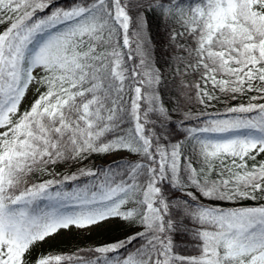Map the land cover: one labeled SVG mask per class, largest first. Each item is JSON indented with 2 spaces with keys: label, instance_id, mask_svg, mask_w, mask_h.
Masks as SVG:
<instances>
[{
  "label": "snow or ice",
  "instance_id": "1",
  "mask_svg": "<svg viewBox=\"0 0 264 264\" xmlns=\"http://www.w3.org/2000/svg\"><path fill=\"white\" fill-rule=\"evenodd\" d=\"M149 15L179 26L168 31L171 80ZM162 90L175 93L174 108ZM221 96L248 103L182 112ZM261 100L264 0H0V264H264V203H241L264 199ZM170 112L183 115L174 143ZM94 154L116 158L52 170ZM111 221L138 230L29 259L61 230Z\"/></svg>",
  "mask_w": 264,
  "mask_h": 264
},
{
  "label": "trees",
  "instance_id": "2",
  "mask_svg": "<svg viewBox=\"0 0 264 264\" xmlns=\"http://www.w3.org/2000/svg\"><path fill=\"white\" fill-rule=\"evenodd\" d=\"M57 6L59 7H71L74 3V0H56ZM172 28H175V30L179 31L178 25H170L169 30H165L164 26L154 17L153 15L148 16V35L152 38V43L155 46V59L157 62V67H159L162 71L165 72V77L167 80H171V72L168 71L169 65L165 62L169 56L171 55L170 50L168 49V31H170ZM219 95V93H217ZM36 93L30 98L28 103L26 105H23L24 107H27L32 99H34ZM163 102L166 107L169 109H172L175 107V93L170 92L167 90H162L161 92ZM249 95H256V93H249ZM261 103H264V100L258 101ZM241 103H248V96H238L235 100L226 98L224 96H221L219 100L212 102L207 107L203 104H200L195 99L192 100V102L186 104V106L182 109L183 111H189L191 112L193 117L198 116L202 112H209V113H224L227 107H231L234 105H239ZM23 110V108H22ZM172 124L170 126V132H171V139L174 143L176 140H182L184 138V133L181 131V128L176 126V122L183 120L182 113L177 112H170ZM199 123L198 120L193 118L189 122H185L182 127H193L196 126ZM187 154V153H186ZM105 156L102 155H92L88 157L86 160H84L82 163L79 164H59L54 166L52 170L59 174L64 173H71L76 171L78 167H90V168H96L99 165H104L109 163L111 160L106 162H101L102 159ZM135 159V157H132ZM258 159H264V156L258 157ZM199 167V165H195ZM50 176H40L39 173L33 176V180H39V179H49ZM174 195H179V193H174ZM204 203L208 204H222L224 207H232L236 206L228 202H219V201H208L205 200ZM245 206H255L260 203H264V199L253 201V200H245L241 202ZM137 231V228L129 227L126 224L120 223L112 228L107 229L106 231L102 232L101 234L90 237V236H84L79 238L78 240L65 245H60L56 248H49L45 250L42 253L47 252H56V253H71L75 252L77 249H87L89 247H95L97 245L111 243L115 240L122 239L126 235L132 234V232ZM174 240L175 243L178 245H185L190 244L191 237L188 234L183 233H177L174 234ZM181 254L183 255H192L195 254L192 252L190 247H180L177 249ZM87 255V253H83ZM35 257V256H34ZM34 257H29V259H32Z\"/></svg>",
  "mask_w": 264,
  "mask_h": 264
},
{
  "label": "rangeland",
  "instance_id": "3",
  "mask_svg": "<svg viewBox=\"0 0 264 264\" xmlns=\"http://www.w3.org/2000/svg\"><path fill=\"white\" fill-rule=\"evenodd\" d=\"M35 93L36 90L33 87L32 90L28 92L27 98L24 100L23 105H26L30 100V98ZM120 155H126V153ZM115 158H116L115 156H105L101 162H106L109 160H113ZM120 223L121 222L119 221H111L108 223L100 224L98 226H93L91 228H86L83 230H77L75 228H72L71 230H61L59 235L55 236L52 239L46 240L45 242L39 244L36 248H34L30 257H34L38 253H42L49 248H56L59 247L60 245L70 244L84 236L95 237L101 234L102 232L106 231L107 229L112 228Z\"/></svg>",
  "mask_w": 264,
  "mask_h": 264
}]
</instances>
